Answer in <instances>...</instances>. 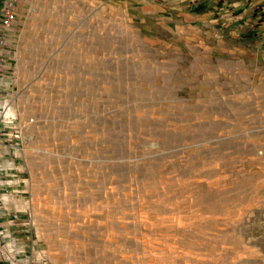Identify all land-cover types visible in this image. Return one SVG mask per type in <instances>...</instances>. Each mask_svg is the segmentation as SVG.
Wrapping results in <instances>:
<instances>
[{"label": "rangeland", "instance_id": "374dc122", "mask_svg": "<svg viewBox=\"0 0 264 264\" xmlns=\"http://www.w3.org/2000/svg\"><path fill=\"white\" fill-rule=\"evenodd\" d=\"M15 2L0 264H264V0Z\"/></svg>", "mask_w": 264, "mask_h": 264}, {"label": "built area", "instance_id": "2783aa9c", "mask_svg": "<svg viewBox=\"0 0 264 264\" xmlns=\"http://www.w3.org/2000/svg\"><path fill=\"white\" fill-rule=\"evenodd\" d=\"M16 0H5L0 9V136L4 134L7 128L14 124L16 114L12 105L10 97L3 96L2 81L7 74L6 61L4 60V46L6 43L7 35L10 26L16 18ZM1 144V142H0ZM11 169L7 167L5 170L0 164V204L9 202V199L13 196L15 187L19 185L18 180L6 174L7 170ZM21 193H26L25 190H21ZM6 197V199H5ZM4 201V202H3ZM17 212H11V219H17ZM8 226H2L0 222V234L4 229H8Z\"/></svg>", "mask_w": 264, "mask_h": 264}, {"label": "crops", "instance_id": "0c3cea01", "mask_svg": "<svg viewBox=\"0 0 264 264\" xmlns=\"http://www.w3.org/2000/svg\"><path fill=\"white\" fill-rule=\"evenodd\" d=\"M9 202H10V201H9ZM0 210H1V209H0ZM4 219H5V218H4ZM7 219H8V220H12V219H10V216H9ZM13 221H14V220H13ZM12 223H13V222H12ZM12 223L6 221V223H3V224L1 223V225H2V226H8V227H10V225H11Z\"/></svg>", "mask_w": 264, "mask_h": 264}, {"label": "trees", "instance_id": "16d2710c", "mask_svg": "<svg viewBox=\"0 0 264 264\" xmlns=\"http://www.w3.org/2000/svg\"><path fill=\"white\" fill-rule=\"evenodd\" d=\"M3 2H4V0H2V3H1V5H0V9H1L2 5H3Z\"/></svg>", "mask_w": 264, "mask_h": 264}]
</instances>
